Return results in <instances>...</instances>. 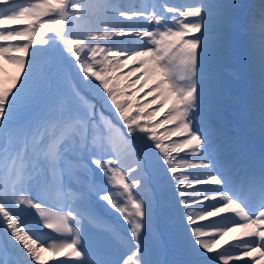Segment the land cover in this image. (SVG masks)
Returning <instances> with one entry per match:
<instances>
[{"label":"snow or ice","instance_id":"obj_1","mask_svg":"<svg viewBox=\"0 0 264 264\" xmlns=\"http://www.w3.org/2000/svg\"><path fill=\"white\" fill-rule=\"evenodd\" d=\"M0 41L22 74L0 87V264H154L145 233L179 250L178 224L182 264H264V0H0Z\"/></svg>","mask_w":264,"mask_h":264},{"label":"bare ground","instance_id":"obj_2","mask_svg":"<svg viewBox=\"0 0 264 264\" xmlns=\"http://www.w3.org/2000/svg\"><path fill=\"white\" fill-rule=\"evenodd\" d=\"M172 1H173V3H172ZM172 1H170L169 3L170 4H177V3H182L183 4V3L187 2V0H172ZM89 2L91 4H93V5H95L97 3L102 2V0H89ZM129 2L140 4V3H142V0H129ZM89 19H90V21L94 22L95 21V16H91ZM49 35H51V34L49 33ZM67 38H72L71 33H70L69 37H67ZM9 43L16 44V43H21V42L20 41H12V42L0 41V45L6 46V47L9 45ZM116 43L119 44L122 47H126L129 51H132V50L137 48V41L135 39H128V38H124L122 40L121 39H117ZM58 44L59 45L61 44V46L63 47L62 42L58 41ZM55 49H54V51H55ZM11 54L15 55L16 53L13 52ZM134 66H135L134 63L130 62L128 68L123 69L121 71L127 72L130 68H132ZM18 74H20L22 76V74L20 73V70H19L17 65H15L14 63H12V62H10V61H8L6 59H0V81L1 82L8 83L7 78H13V77L15 78ZM238 88H239V86H238ZM104 115L107 116L109 119H113V117H111V114L106 112V111L104 112ZM160 119H162V117H160ZM241 123H242V125H244L243 131H242V135L246 139L247 146H248V151H249V149L251 147L249 145L251 144V142H254L253 141L254 139H258L259 140V135H258V133L250 132L248 130V128L245 126V124L243 123V121H241ZM157 131H158V133H162L164 131V129L161 128V129H158ZM177 139H178L177 137H169V139L165 140L164 143L165 144H170L172 141H176ZM186 151L187 150H185V152ZM172 155L173 156H178V155H183V153H181V154L173 153ZM257 161H258V158L253 160V162H252L251 159H248V161L246 162V166L247 165H254ZM176 162L179 163V160H177ZM180 171L190 172L191 169H187V168H183L182 167L180 169ZM166 179H167L166 174L161 173V175L159 176V181L163 182ZM192 187L199 189L202 186L199 185L196 181H193ZM203 202H204L203 201V197H201V200H200L199 203H203ZM190 203H195V202L190 201ZM49 208L53 209V212L51 214H53V216L55 217V215L59 212L60 205H58V204L55 205V206L52 205L51 207L49 206ZM221 215H223V214H221ZM110 218H112L115 221L119 222V214H113L112 216H110ZM214 219H216V218L209 217V218H207L206 221L197 220V223L207 224L209 221H213ZM217 222L224 223V222H227V221H217ZM205 230L207 232H209L210 234L215 232V230L210 228V227H206ZM48 231H52L53 232L52 234L54 236L56 235L54 230H50L49 229ZM125 234H126V230H125ZM174 234L181 235L183 237V243L180 246L179 250L171 248V254L175 253L178 262L180 264H182V260L184 259V253H189L190 250H191L190 249L191 237H190V234L187 232V228L181 226L180 224H178L175 227ZM238 235H239L238 232L229 233L226 237H224V239L220 240L219 244L216 245V250L217 251L222 250L223 248L227 247V244L234 243V239ZM217 239H220V237L217 236ZM149 240H150V237H148V235L145 233L144 238L142 240V243L149 250V254H150L151 259L153 260L154 264H158V262L160 261V258H158V256H156V255H158L160 253V251L157 250L156 248H154L152 240H150V242L148 243ZM225 241H227V244L225 243ZM60 243H61V241H60ZM41 256H42V260L45 262V264H54V261L51 259L50 254L47 253L46 251L43 252L41 254ZM242 258L243 259H250L248 257H242ZM162 260H164L165 264H169V259L168 258L163 257ZM201 264H205V261L202 258H201ZM230 264H231V262H230Z\"/></svg>","mask_w":264,"mask_h":264},{"label":"rangeland","instance_id":"obj_3","mask_svg":"<svg viewBox=\"0 0 264 264\" xmlns=\"http://www.w3.org/2000/svg\"><path fill=\"white\" fill-rule=\"evenodd\" d=\"M170 1H172V0H167V2L169 3ZM147 2V0H142V3H146ZM172 3H173V1H172ZM177 4H182V3H177ZM60 47L61 48H63L62 46H61V44H60ZM60 47H59V45H57L56 46V49H55V52H56V54L58 55V56H63V53H62V51H61V49H60ZM64 55L65 56H67V54L66 53H64ZM13 79H14V77L13 78H7V80H8V83H5V82H1L0 81V87H4V88H7V87H10L11 85H12V81H13ZM106 112H108L107 110H105ZM109 113V112H108ZM112 117V116H111ZM259 141V140H258ZM97 171H99L98 169H97ZM55 202H52L51 203V205L52 204H54ZM57 204V203H56ZM46 211H48L49 213H52L53 212V209H51V208H49V207H47L46 208ZM30 223H32V221H29ZM49 229H42V239H45V240H47V244L45 245L46 247L48 246V245H52V244H59L60 243V241L58 240V239H54V238H49V236L51 235V236H54L52 233V231H48ZM147 234V233H146ZM89 235H90V233H89ZM148 235V234H147ZM149 237V236H148ZM150 240H151V238H150ZM150 240L148 241V243L150 242ZM86 243H87V240H86ZM144 245V244H143ZM154 245V244H153ZM145 246V245H144ZM154 248H155V246H154ZM47 253H49L50 254V256H51V259L55 262V261H58V260H63V259H66V257H63V256H57V255H54L52 252H51V250L49 249L48 251H46ZM156 256H158V258H160V260H162V258L163 257H166V258H168L169 259V264H180L179 262H178V260H177V258H172L171 256H172V254H171V248L168 250V251H166V252H162V251H160V253L158 254V255H156Z\"/></svg>","mask_w":264,"mask_h":264}]
</instances>
